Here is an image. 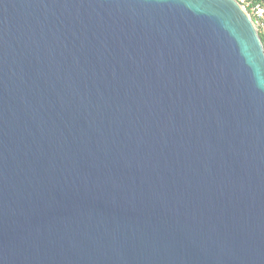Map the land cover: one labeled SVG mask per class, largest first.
<instances>
[{
  "label": "water",
  "instance_id": "obj_1",
  "mask_svg": "<svg viewBox=\"0 0 264 264\" xmlns=\"http://www.w3.org/2000/svg\"><path fill=\"white\" fill-rule=\"evenodd\" d=\"M0 264H264L238 0H0Z\"/></svg>",
  "mask_w": 264,
  "mask_h": 264
},
{
  "label": "built area",
  "instance_id": "obj_2",
  "mask_svg": "<svg viewBox=\"0 0 264 264\" xmlns=\"http://www.w3.org/2000/svg\"><path fill=\"white\" fill-rule=\"evenodd\" d=\"M239 3L248 11L251 9L250 15L254 20L258 31H264V2L254 4L252 0H238Z\"/></svg>",
  "mask_w": 264,
  "mask_h": 264
},
{
  "label": "trees",
  "instance_id": "obj_3",
  "mask_svg": "<svg viewBox=\"0 0 264 264\" xmlns=\"http://www.w3.org/2000/svg\"><path fill=\"white\" fill-rule=\"evenodd\" d=\"M252 1H253L254 4L259 3V2H264V0H252ZM248 11L251 12V9L248 8ZM259 34H260V36L262 38V41L264 43V31L260 30Z\"/></svg>",
  "mask_w": 264,
  "mask_h": 264
}]
</instances>
